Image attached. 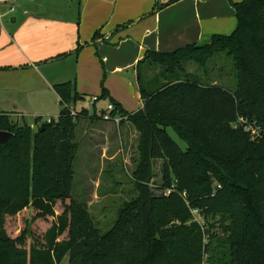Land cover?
Here are the masks:
<instances>
[{"label": "trees", "instance_id": "1", "mask_svg": "<svg viewBox=\"0 0 264 264\" xmlns=\"http://www.w3.org/2000/svg\"><path fill=\"white\" fill-rule=\"evenodd\" d=\"M233 6L237 27L230 35L146 52L136 67L139 110L127 111L103 82L96 102L112 103L111 116L139 132L137 196L123 202L106 232L72 195L76 128L89 113L72 115L85 99L76 84L55 86L62 109L50 121L36 118L31 126L0 112V130L13 133L0 144V264H264V0ZM221 53L233 62L234 90L188 70V63L205 70ZM240 118L259 129L258 138L234 127ZM155 160L163 161L161 185L173 189L169 194L150 186ZM191 208L201 213L202 225ZM30 209L32 220L50 221L42 234L28 220L11 228Z\"/></svg>", "mask_w": 264, "mask_h": 264}, {"label": "crops", "instance_id": "2", "mask_svg": "<svg viewBox=\"0 0 264 264\" xmlns=\"http://www.w3.org/2000/svg\"><path fill=\"white\" fill-rule=\"evenodd\" d=\"M170 1L0 2V112L19 123L33 119L31 126L36 118H57L62 104L55 86L72 82L84 100L98 98L104 63L111 97L129 112L139 110L143 99L136 67L146 52H171L208 44L215 34L230 35L237 27L233 3L242 0ZM111 77L131 87L135 106L112 89Z\"/></svg>", "mask_w": 264, "mask_h": 264}, {"label": "rangeland", "instance_id": "3", "mask_svg": "<svg viewBox=\"0 0 264 264\" xmlns=\"http://www.w3.org/2000/svg\"><path fill=\"white\" fill-rule=\"evenodd\" d=\"M97 55L99 59H103L99 53ZM101 68L103 75L100 88L104 82L108 89L106 81H108L110 74L105 63L102 64ZM188 70L199 74L208 83L217 84L229 90H234L236 87L233 62L226 53H221L212 59L205 70L199 69L193 63H188ZM109 83L114 91L123 94L126 105H136L131 87L123 85L115 77H111ZM93 97L88 98L86 96V100L79 101L75 105L77 112L85 108L91 113L79 117L80 120L76 128L78 152L75 160V180L72 195L88 205L99 229L101 232H106L114 225L123 202L137 196L133 174L139 162V132L129 121L120 123L121 119L119 122L105 120L103 116L101 117L100 112L94 115V106L90 104ZM107 102L100 100L96 103V108L106 106ZM28 117H31L30 114L26 115V119ZM27 121L30 125L34 123V120L30 118ZM168 132L183 149H186V142L172 128H168ZM153 165L154 178L150 186L157 195H161L164 193L161 185L163 161L155 160ZM34 215V211L30 209L20 219H12L11 228L18 230L20 228L18 220H21L20 224L23 225L28 220L34 233L42 234L50 221L32 220Z\"/></svg>", "mask_w": 264, "mask_h": 264}, {"label": "built area", "instance_id": "4", "mask_svg": "<svg viewBox=\"0 0 264 264\" xmlns=\"http://www.w3.org/2000/svg\"><path fill=\"white\" fill-rule=\"evenodd\" d=\"M3 1H11V0H0V2H3ZM97 100V98H93L92 100V104L95 103ZM115 108V106L110 103L107 105V112L108 113H105L103 118L105 120H115L117 122L120 121L121 117L117 116V117H113L111 116L110 112ZM77 111L75 109H72V115H76ZM238 125H242L244 127V130L246 132H250L251 133V136L253 139H256L258 138V136L260 135V131L259 129H256L254 128L251 124H249L248 120L244 119V118H240L239 119V123L235 124L234 127H237ZM173 189H165L164 190V193L165 194H169ZM185 195V193H184ZM191 211H192V214H193V219L198 222L199 224H203V217L201 215V213L199 212L198 209H194V208H191Z\"/></svg>", "mask_w": 264, "mask_h": 264}, {"label": "water", "instance_id": "5", "mask_svg": "<svg viewBox=\"0 0 264 264\" xmlns=\"http://www.w3.org/2000/svg\"><path fill=\"white\" fill-rule=\"evenodd\" d=\"M44 123L42 126L44 127ZM13 133L8 132V131H1L0 130V144H6L8 140L12 137Z\"/></svg>", "mask_w": 264, "mask_h": 264}]
</instances>
